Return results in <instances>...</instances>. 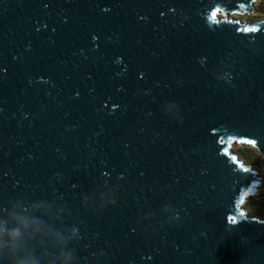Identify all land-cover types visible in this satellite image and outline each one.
<instances>
[{
	"label": "water",
	"instance_id": "95a60500",
	"mask_svg": "<svg viewBox=\"0 0 264 264\" xmlns=\"http://www.w3.org/2000/svg\"><path fill=\"white\" fill-rule=\"evenodd\" d=\"M257 1L0 0V264H264Z\"/></svg>",
	"mask_w": 264,
	"mask_h": 264
},
{
	"label": "rangeland",
	"instance_id": "374dc122",
	"mask_svg": "<svg viewBox=\"0 0 264 264\" xmlns=\"http://www.w3.org/2000/svg\"><path fill=\"white\" fill-rule=\"evenodd\" d=\"M255 8L259 11L264 12V0H258L255 3ZM236 16H241L244 18V20L247 19L245 14H235ZM231 19H237L234 18L233 15L227 16ZM236 147L237 152L233 150V148ZM231 153L236 155V159H240L244 164H253V169H256L259 171V174L262 173V165L260 164V155L257 153L251 146L247 145H240L239 143H234L230 147ZM248 210L252 212L253 214L263 216L264 217V195L252 198L249 200L248 203Z\"/></svg>",
	"mask_w": 264,
	"mask_h": 264
},
{
	"label": "bare ground",
	"instance_id": "6f19581e",
	"mask_svg": "<svg viewBox=\"0 0 264 264\" xmlns=\"http://www.w3.org/2000/svg\"><path fill=\"white\" fill-rule=\"evenodd\" d=\"M233 17L239 19L240 21H243V20H244V18H242L241 16L233 15ZM236 147H237V146H235V147L233 148L234 151L236 150ZM235 152H237V151H235Z\"/></svg>",
	"mask_w": 264,
	"mask_h": 264
},
{
	"label": "clouds",
	"instance_id": "9594fccd",
	"mask_svg": "<svg viewBox=\"0 0 264 264\" xmlns=\"http://www.w3.org/2000/svg\"><path fill=\"white\" fill-rule=\"evenodd\" d=\"M17 234H18V233H17L16 231H13V232L11 233V235H12L13 237H15Z\"/></svg>",
	"mask_w": 264,
	"mask_h": 264
},
{
	"label": "snow or ice",
	"instance_id": "6c2138e0",
	"mask_svg": "<svg viewBox=\"0 0 264 264\" xmlns=\"http://www.w3.org/2000/svg\"><path fill=\"white\" fill-rule=\"evenodd\" d=\"M213 15H215V14H213Z\"/></svg>",
	"mask_w": 264,
	"mask_h": 264
}]
</instances>
